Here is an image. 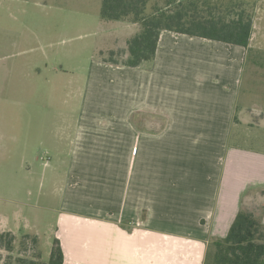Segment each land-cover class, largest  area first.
Here are the masks:
<instances>
[{
	"label": "crops",
	"instance_id": "crops-1",
	"mask_svg": "<svg viewBox=\"0 0 264 264\" xmlns=\"http://www.w3.org/2000/svg\"><path fill=\"white\" fill-rule=\"evenodd\" d=\"M248 48L163 31L138 67L99 50L52 229L65 264H204L240 210L264 223V151L231 138L260 123L237 99Z\"/></svg>",
	"mask_w": 264,
	"mask_h": 264
},
{
	"label": "rangeland",
	"instance_id": "rangeland-1",
	"mask_svg": "<svg viewBox=\"0 0 264 264\" xmlns=\"http://www.w3.org/2000/svg\"><path fill=\"white\" fill-rule=\"evenodd\" d=\"M245 1L254 28L237 99L239 111L248 109L245 116L260 123L234 126L231 138L264 151V0ZM101 7L102 0H0V233L15 235L13 251L0 249V264H15L18 256L49 259L73 153L70 135L80 112L97 106L84 100L92 66L108 46L124 59V41L136 32L129 20L112 31ZM19 225L48 234L34 241L36 234Z\"/></svg>",
	"mask_w": 264,
	"mask_h": 264
},
{
	"label": "trees",
	"instance_id": "trees-1",
	"mask_svg": "<svg viewBox=\"0 0 264 264\" xmlns=\"http://www.w3.org/2000/svg\"><path fill=\"white\" fill-rule=\"evenodd\" d=\"M100 14L106 21L129 20L140 26L120 52L124 59H116V51L108 59L131 67L154 59L163 31L248 47L254 28L253 12L245 0H102ZM14 244L12 232L0 233V249L13 251ZM15 264H65L60 240L54 239L48 261L18 256ZM204 264H264L262 219L252 211L240 210L227 236L211 243Z\"/></svg>",
	"mask_w": 264,
	"mask_h": 264
}]
</instances>
